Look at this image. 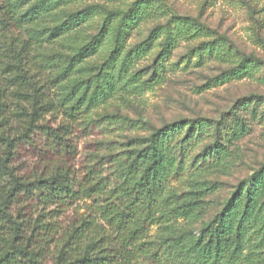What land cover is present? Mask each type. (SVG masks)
<instances>
[{
  "label": "clouds",
  "instance_id": "clouds-1",
  "mask_svg": "<svg viewBox=\"0 0 264 264\" xmlns=\"http://www.w3.org/2000/svg\"><path fill=\"white\" fill-rule=\"evenodd\" d=\"M20 2L0 0V264H264V53L167 23L178 11L150 39L125 23L117 41L113 17L99 42L111 60L84 84L74 50L33 58L65 42L43 29L75 0ZM247 4L264 26V0ZM176 81L227 100L175 105Z\"/></svg>",
  "mask_w": 264,
  "mask_h": 264
},
{
  "label": "rangeland",
  "instance_id": "rangeland-1",
  "mask_svg": "<svg viewBox=\"0 0 264 264\" xmlns=\"http://www.w3.org/2000/svg\"><path fill=\"white\" fill-rule=\"evenodd\" d=\"M248 9L247 0H75L74 3L62 4L55 13L54 22L45 27L43 31L53 33L54 31L61 30L65 37V42L59 49H49L35 53L33 58L44 56L52 59L54 55L65 57V49L74 50L75 55L67 57L68 60L79 62L81 67L80 71L87 75V78L82 80L81 83L89 84L91 76L88 75L96 70L97 67H103L104 63L110 62L111 54L100 48L99 42L104 34L105 27L108 26L109 21L113 17H119L120 28L115 31V40H119L124 34L121 30L124 28L125 23L129 27L133 23L140 28V33L148 32V39L151 38V33L157 31L160 27L164 26V18L173 11L182 13L180 16H172L167 23L172 20L183 19L185 17L197 19L203 27L200 30H206L223 40L229 49H240L247 55H257V50L264 53V26L257 24V28H251V22L256 16L253 11L252 16H246ZM84 12L85 14L76 17L73 20H68L70 14ZM93 13H105L102 17L103 23L98 31H75L74 26L82 22V18H89ZM155 20H160L161 23H154ZM194 25V24H193ZM142 26V27H141ZM195 26V25H194ZM95 27L91 25L90 28ZM197 27V26H196ZM129 54L141 44L147 43V40L140 39V34L131 36L128 40ZM212 43H215L213 41ZM203 48L204 44L199 45ZM11 52V49H9ZM195 51V49L193 50ZM115 49L112 50L114 54ZM163 53H160L162 55ZM107 55V59L105 56ZM23 63L28 59L24 50H21L17 57ZM159 59V55L152 61L151 65H146L141 71H147L148 67L155 64ZM185 57H181L178 63L183 62ZM103 61V63H100ZM73 67V66H72ZM11 69H5V72ZM224 73L215 77L219 80L223 77ZM188 81H176L175 87L166 88L164 91L167 93L165 96L166 101H170L175 105L181 107L189 106H204L209 103H220L227 100L225 90L222 86L213 85V88L219 87L220 90L206 91V95H202L199 89L208 90L209 84L198 85V91L192 92L189 88L185 87ZM79 85H76L78 87ZM154 103L159 101L154 100Z\"/></svg>",
  "mask_w": 264,
  "mask_h": 264
},
{
  "label": "trees",
  "instance_id": "trees-1",
  "mask_svg": "<svg viewBox=\"0 0 264 264\" xmlns=\"http://www.w3.org/2000/svg\"><path fill=\"white\" fill-rule=\"evenodd\" d=\"M18 6H20V7L23 6V0H21L20 4H19ZM32 10H33V9H28L29 12H31ZM25 14H27V13H25ZM84 14H85L84 12H79V13L70 14V15L68 16V20H73V19H75L76 17L78 18V17H80V16H83ZM183 20L190 21V22H192V24H194L195 26H197V27H199V28L203 27V26L201 25V23H200L197 19H192V18H187V17H185V18H183ZM60 32H61L60 29H59V31H58V30H57V31H54V32L52 33V36H51L49 39H54V38L56 37L57 33H60ZM233 49H235V48L233 47ZM238 54H239V53H238ZM247 56H248V58H250V59H255V58H256V56H254V55H247ZM57 57H60V55H59V56H58V55H54V56L51 57V58H52V59H55V58H57ZM60 58H62V57H60ZM72 61L75 62V59H72ZM258 63H264V61H258ZM72 66H73V64H72V63H69V64H68V69H71ZM68 69L65 70V73H64V74L67 73V70H68Z\"/></svg>",
  "mask_w": 264,
  "mask_h": 264
}]
</instances>
